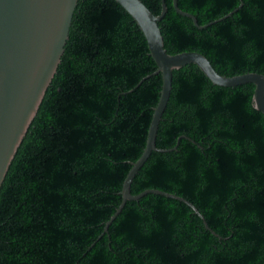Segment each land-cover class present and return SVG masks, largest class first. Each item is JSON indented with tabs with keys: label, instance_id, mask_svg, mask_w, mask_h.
Instances as JSON below:
<instances>
[{
	"label": "trees",
	"instance_id": "obj_1",
	"mask_svg": "<svg viewBox=\"0 0 264 264\" xmlns=\"http://www.w3.org/2000/svg\"><path fill=\"white\" fill-rule=\"evenodd\" d=\"M159 14L162 0H143ZM169 53L264 73V0H173ZM146 36L116 0H79L57 72L0 190V264H264V113L255 84L174 70L157 146L120 206L162 89Z\"/></svg>",
	"mask_w": 264,
	"mask_h": 264
},
{
	"label": "water",
	"instance_id": "obj_2",
	"mask_svg": "<svg viewBox=\"0 0 264 264\" xmlns=\"http://www.w3.org/2000/svg\"><path fill=\"white\" fill-rule=\"evenodd\" d=\"M116 1L133 16L143 30L150 52L158 64L155 74L162 73L163 83L145 149L132 163L121 191L123 200L107 221L106 229L127 200H137L148 192L188 201L176 193L158 188H148L138 194L131 192L135 175L152 151L167 150L157 146V133L171 96L175 69L195 63L217 85L234 86L252 82L255 84L254 105L264 113V73L246 72L228 76L219 73L201 52L193 50L169 53L159 24L168 10L166 0H162L159 14L153 13L143 0ZM78 2L79 0H0V190L11 162L61 63ZM173 4L180 14L192 18L200 28L210 24H200L195 14L179 6L178 0H173Z\"/></svg>",
	"mask_w": 264,
	"mask_h": 264
}]
</instances>
